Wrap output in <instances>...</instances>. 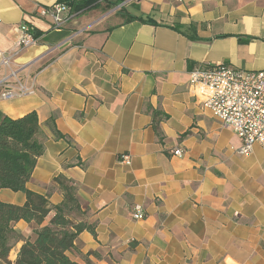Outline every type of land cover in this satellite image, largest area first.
I'll use <instances>...</instances> for the list:
<instances>
[{
	"label": "crops",
	"instance_id": "crops-1",
	"mask_svg": "<svg viewBox=\"0 0 264 264\" xmlns=\"http://www.w3.org/2000/svg\"><path fill=\"white\" fill-rule=\"evenodd\" d=\"M113 1L57 29L36 10L59 0H0V53L14 48L22 22L41 32L15 59L34 94L0 100L1 116L38 114L44 151L27 188L54 208L65 200L56 179L74 187L82 212L70 217L95 231L68 252L79 264H264V150L239 153L238 135L190 86L196 67L264 70V0H125L124 12L108 8ZM0 198L27 201L7 188ZM13 226L23 235L15 262L40 226Z\"/></svg>",
	"mask_w": 264,
	"mask_h": 264
},
{
	"label": "trees",
	"instance_id": "trees-1",
	"mask_svg": "<svg viewBox=\"0 0 264 264\" xmlns=\"http://www.w3.org/2000/svg\"><path fill=\"white\" fill-rule=\"evenodd\" d=\"M59 1L67 4L74 13L91 9L99 3V0ZM124 1L114 0L107 6L114 8ZM124 8L122 6L118 12H124ZM131 20L158 24L152 18L144 19L143 16L129 14L126 21ZM172 27L186 34L180 24ZM40 35L41 32L35 29L34 36L38 38ZM188 36L197 39L194 34ZM39 131L40 124L35 111L19 118L0 115V190L7 188L27 196L23 205L6 203L0 198V264H79L71 259L68 252L75 248V241L82 231H95L85 221L74 222L69 215L73 211L82 212L74 187L67 185L62 178H57L56 181L65 190V200L53 208L47 197L30 191L26 186L44 151L37 139ZM53 209H56V214L44 225ZM19 220L35 222L40 227L34 230L35 239H27L16 261L12 262L9 255L16 234L13 224Z\"/></svg>",
	"mask_w": 264,
	"mask_h": 264
},
{
	"label": "built area",
	"instance_id": "built-area-1",
	"mask_svg": "<svg viewBox=\"0 0 264 264\" xmlns=\"http://www.w3.org/2000/svg\"><path fill=\"white\" fill-rule=\"evenodd\" d=\"M36 12L40 17L53 19L56 28L62 27L72 17L71 8L60 2L52 6L38 5ZM35 29L27 22L16 26L14 48L0 53V68L7 70L0 76V100L35 92L34 83L21 80L19 68L15 67L16 57L37 44ZM190 86L204 108L233 128L241 140V154L251 153L255 145L264 150V70L238 69L226 64L196 67L190 73ZM183 153L181 147L173 150L174 155ZM119 159L126 165L132 164L129 153L121 154ZM132 215L135 219H143V206L136 204Z\"/></svg>",
	"mask_w": 264,
	"mask_h": 264
},
{
	"label": "rangeland",
	"instance_id": "rangeland-1",
	"mask_svg": "<svg viewBox=\"0 0 264 264\" xmlns=\"http://www.w3.org/2000/svg\"><path fill=\"white\" fill-rule=\"evenodd\" d=\"M124 5V2H122L120 5H118V6H115L114 8V10H119L122 6ZM70 14H72V17H75V14H74V12H72V10H71V12H70ZM71 17V18H72ZM70 20V19H69ZM52 22H53V24H52V26L54 27V28H56V25H55V23H54V21H53V19H52ZM61 28V27H60ZM57 29H59V28H57ZM20 68V67H19ZM222 121V120H221ZM224 123V122H223ZM230 127V126H229ZM230 128H232V127H230ZM233 129V128H232ZM236 133V132H235ZM263 149V148H262ZM240 153V152H239ZM120 158V157H119ZM135 206V205H134ZM69 215H71L73 218H77V216H79V214H78V212H76V211H73V212H70L69 213ZM23 235L22 234H20L19 232H17L16 231V234L14 235V240H12V243L13 244H16V242H18V240H20V238L22 237Z\"/></svg>",
	"mask_w": 264,
	"mask_h": 264
}]
</instances>
